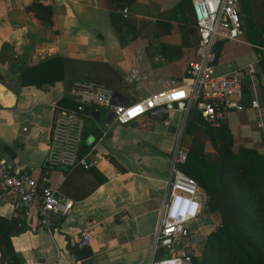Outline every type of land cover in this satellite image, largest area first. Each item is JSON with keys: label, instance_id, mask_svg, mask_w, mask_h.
<instances>
[{"label": "crops", "instance_id": "crops-1", "mask_svg": "<svg viewBox=\"0 0 264 264\" xmlns=\"http://www.w3.org/2000/svg\"><path fill=\"white\" fill-rule=\"evenodd\" d=\"M31 1L0 0V159L12 172L27 173L38 185L53 187L70 205L52 217L46 231L34 214L24 217L20 207L0 194L2 264H148L182 113L173 108L158 120L145 113L133 125L112 124L110 119L105 126L92 112L99 111L101 119L107 109L85 106L80 151H88L96 165L87 170L49 168L44 159L53 107L75 105L70 87L63 81L20 86L17 71L21 65L60 55L112 65L125 82L118 93L128 102L176 87L196 46L190 1L134 0L125 6L127 16L122 17L120 9L111 19L108 0H38L51 6L48 25L24 10ZM237 12L238 39L217 38L213 43L214 73L250 63L257 70L252 83L243 82V108L223 111L218 122L229 129L233 149L242 146L261 153L258 111L248 100L254 88L263 110L264 65L259 66V60L264 56V0H237ZM3 80L16 84L15 92L2 85ZM199 121L193 111L185 117L183 130L189 139ZM189 139L183 144L186 149ZM199 198L204 207L200 190ZM210 213L216 218L206 220L209 213L203 212L194 221L206 227L217 224L218 213ZM82 231L90 240L76 256L73 242Z\"/></svg>", "mask_w": 264, "mask_h": 264}, {"label": "built area", "instance_id": "built-area-1", "mask_svg": "<svg viewBox=\"0 0 264 264\" xmlns=\"http://www.w3.org/2000/svg\"><path fill=\"white\" fill-rule=\"evenodd\" d=\"M189 1L196 46L194 58L184 69L182 83L126 105H110L112 91L104 85L92 80L74 82L69 93L75 106L68 108L56 104L53 107L44 159L47 167L87 170L96 165L88 151H80L84 120L88 116L85 106L111 110V123L118 125L128 124L156 107L174 108L182 113V129L191 111L202 122L217 126L223 111L243 108V82H253L256 66L250 63L224 74L214 73V41L217 38L237 40L241 34L237 0ZM120 13L122 17L127 16V9L122 8ZM248 106L258 111L257 125L262 135L260 150L264 155V108L260 111L254 88H251ZM182 129L178 130L170 150L165 191L148 264H192L188 223L203 213V206L195 181L180 169L187 156V149L181 143ZM0 194L20 207L24 217L34 214L46 231L52 225V217L64 213L70 205L53 187L38 185L27 173L9 170L3 159H0ZM89 240V233L82 231L73 243L80 249L87 246Z\"/></svg>", "mask_w": 264, "mask_h": 264}, {"label": "trees", "instance_id": "trees-1", "mask_svg": "<svg viewBox=\"0 0 264 264\" xmlns=\"http://www.w3.org/2000/svg\"><path fill=\"white\" fill-rule=\"evenodd\" d=\"M108 1L112 19L114 11L134 0ZM24 10L44 25L50 24L51 6L32 0ZM262 57L259 66L264 65ZM17 79L20 86L36 87L50 86L56 81H63L71 87L75 81L92 80L112 92H121L120 85L125 86L108 63L60 55L47 57L31 66L21 65ZM196 123L189 131L187 156L180 169L195 181L203 193V212H217L219 221L207 234L196 263L192 257V264H216L217 259L224 255L236 264H264V155L254 148L239 146L233 149L234 141L225 123L218 122L217 126H212L200 120L197 123L199 127ZM195 127L198 132H195ZM205 141L210 149L204 150ZM249 205L254 208L250 209ZM243 226L257 228L263 240H249L241 232ZM73 252L79 256L76 247Z\"/></svg>", "mask_w": 264, "mask_h": 264}, {"label": "rangeland", "instance_id": "rangeland-1", "mask_svg": "<svg viewBox=\"0 0 264 264\" xmlns=\"http://www.w3.org/2000/svg\"><path fill=\"white\" fill-rule=\"evenodd\" d=\"M188 139H189L188 133L182 129L181 143L187 144ZM206 149H209V148L206 147ZM249 206H250V209L254 208V206H252V205H249ZM201 215H199V217ZM207 216H208V218L206 217L207 218L206 220L213 219V216H214V218H216L215 215L212 213H209ZM203 222L206 223L204 220H203ZM188 225L190 226V228H189L190 235H189V242H188L189 243V251L191 252L192 257H194V261L196 263L198 258H200L203 243H204V240L206 239L207 234L211 230H213L217 226V224H213L209 227H206V225H202V224L200 225V224L196 223V221H191L188 223ZM256 229H254L253 227L243 226L241 232L245 236H247V238L249 240L254 241V242H261V240H263V238L258 235L259 231ZM217 260L218 261L216 262V264H236V262H234L233 260H230L229 256H227V255H224L223 257H221Z\"/></svg>", "mask_w": 264, "mask_h": 264}, {"label": "water", "instance_id": "water-1", "mask_svg": "<svg viewBox=\"0 0 264 264\" xmlns=\"http://www.w3.org/2000/svg\"><path fill=\"white\" fill-rule=\"evenodd\" d=\"M2 85H4L6 88H8L10 91L15 92L16 90V84H14L10 80H3L1 82ZM128 103V100L118 92H112L111 97H110V105H126ZM99 111H93L92 115L93 117L99 121V123L104 122L105 126L106 124L110 121L112 112L111 110H103L101 119H98L99 117ZM148 116L150 117L151 120H158L159 118H162L165 116V108L160 106L156 107L150 111L147 112ZM130 125H133V121L129 122ZM103 124V127H105Z\"/></svg>", "mask_w": 264, "mask_h": 264}]
</instances>
